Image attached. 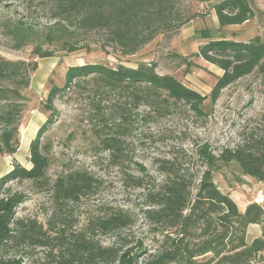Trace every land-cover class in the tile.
I'll return each mask as SVG.
<instances>
[{"label":"trees","instance_id":"1","mask_svg":"<svg viewBox=\"0 0 264 264\" xmlns=\"http://www.w3.org/2000/svg\"><path fill=\"white\" fill-rule=\"evenodd\" d=\"M54 1L51 14L55 21L43 29L47 44L73 37L75 31H103L108 45L129 56L156 35L175 31L180 25L175 12L180 0ZM212 9L220 27L241 25L255 17L250 0H219ZM8 32L12 48L19 50L32 44L31 37L37 31L18 20ZM33 45L32 53L37 58L52 56L39 44ZM75 48L64 44L67 52ZM197 54L223 72L208 96L211 103L224 88L244 76L256 73L264 79V40L260 37L247 42L209 40ZM35 71V63L0 57V156H14L19 149L20 120L28 102L22 90H32L30 75ZM86 80L109 91L126 93V107L120 116L126 121V129L122 123L116 125L118 135H124L125 130L129 135V120L141 106L165 115L183 103L196 115L206 116L203 107L208 97L171 75L158 74L155 64L140 63L135 68L102 64L69 67L62 88L49 86L43 106L49 117L30 142V167L15 163L0 177V264H264V205L251 202L240 211L213 178L220 166L234 163L243 176L264 183V115L233 147L214 154L208 145L198 146L193 155L195 167L185 160L186 154L157 160L161 179L154 181L146 180V170L138 165L139 175H126V180L142 190L139 215L111 206L78 223L72 206L93 194L99 181L83 169L48 177L47 148L40 138L53 123V101ZM104 142L107 148L120 152L118 137L107 136ZM14 183H29L49 195L52 211L44 223L35 217L16 215L27 195L14 190ZM138 216L147 227L141 238L130 232ZM251 224L260 226L261 232L247 242ZM105 239L112 242L105 245Z\"/></svg>","mask_w":264,"mask_h":264},{"label":"rangeland","instance_id":"2","mask_svg":"<svg viewBox=\"0 0 264 264\" xmlns=\"http://www.w3.org/2000/svg\"><path fill=\"white\" fill-rule=\"evenodd\" d=\"M218 1L180 0L175 7L179 28L156 35L135 54L126 56L119 48L107 44L103 31H75L73 37L66 36L61 42L47 44L43 29L55 21L51 14L54 0H0V57L13 62L35 63L37 70L40 68L43 74V88L39 94L30 89L22 90L28 102L21 124L28 123L37 113H41V120L44 121L37 123L40 128L49 117V112L43 108L49 86L62 88L67 69L85 64H102L113 68L118 65L135 68L140 63L155 64L158 74L171 75L186 87L208 97L223 72L198 56L199 48L209 40L247 42L255 37L264 40V0H250L255 11L254 18L241 25L225 27L219 26L212 9ZM18 20L37 32L31 37L32 44L15 50L8 30ZM33 43L39 44L52 56L37 58L32 53ZM65 43L76 47V50L67 52L64 50ZM36 72L30 75L31 80L36 77ZM118 91L95 86L91 80L81 81L79 87L71 86L53 101V123L40 138L41 144L47 148L48 177L83 169L99 181L93 194L72 206L71 213L79 224L102 214L106 207L111 206L139 215L142 190L126 180V175H139L138 165L146 170V180L152 178L154 181L161 179L156 171L157 160L186 154L185 160L195 167L193 155L198 146L208 145L214 154L223 148L233 147L240 143L244 133L256 127L264 115V79L251 73L224 88L214 103L208 97L204 102V117L196 115L183 103L171 108V112L165 115L149 112L145 106H141L129 120V135L126 136V130L124 135H118L115 134L116 125L122 123L126 129V121H121L120 117L122 108L126 107V93ZM107 136L119 138L117 147L121 149L120 152L112 147L107 148L104 142ZM18 150L20 165L29 168V147ZM15 162L13 156H0V176ZM243 177L234 163L222 165L213 173L217 187L223 193L231 194L242 212L245 209L243 205L251 197L255 200L257 195H262L264 199V192L260 194ZM12 188L27 195V200L17 208L16 215L35 217L44 223L52 211L49 195L33 189L29 183H14ZM252 228H249L250 234ZM146 230L145 223L138 216L130 232L136 238H141ZM123 233L128 232L124 230ZM103 242L109 245L112 240L105 239Z\"/></svg>","mask_w":264,"mask_h":264},{"label":"crops","instance_id":"3","mask_svg":"<svg viewBox=\"0 0 264 264\" xmlns=\"http://www.w3.org/2000/svg\"><path fill=\"white\" fill-rule=\"evenodd\" d=\"M37 71L38 72H36V75H34L36 77H34L30 83H31V89L34 92H36L37 94H39L43 88V83L41 82V75L43 76V74H41L40 68ZM39 74H40V76H39ZM37 114L38 115H35L33 118H31L28 123L23 124L21 126L22 127V131H21L22 133H21V145H20V147H23L24 149L28 148L30 145V142L35 138L36 133H37L39 126H40L37 123L40 121H42V122L44 121V120H41V118H43L42 114L41 113H37ZM13 158L16 161L15 163L21 164V162L18 160L17 153L13 156ZM11 169H12V167L9 170H7V172H9ZM243 179L246 182L252 183L254 188H257V191L260 192V194H263V192H264V183L263 182H258L255 179L248 177V176L243 177ZM229 196L232 200H234V202H236V200L233 198V196L231 194H229ZM253 201H254V198L251 197V199H248L243 206L246 207V205H248L249 203H251ZM250 227H254V228H252L251 234L249 233ZM260 232H261L260 226H257L256 224L249 225L247 228V233H246L247 242H251L254 238L258 237L260 235Z\"/></svg>","mask_w":264,"mask_h":264},{"label":"built area","instance_id":"4","mask_svg":"<svg viewBox=\"0 0 264 264\" xmlns=\"http://www.w3.org/2000/svg\"><path fill=\"white\" fill-rule=\"evenodd\" d=\"M263 200L264 199H263V196L262 195H257L256 198H255V200H254V202L257 203V204L262 205V203L264 202Z\"/></svg>","mask_w":264,"mask_h":264}]
</instances>
